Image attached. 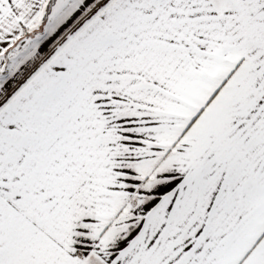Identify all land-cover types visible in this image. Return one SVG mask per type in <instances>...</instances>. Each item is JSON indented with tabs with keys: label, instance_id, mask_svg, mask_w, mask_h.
<instances>
[{
	"label": "snow or ice",
	"instance_id": "6c2138e0",
	"mask_svg": "<svg viewBox=\"0 0 264 264\" xmlns=\"http://www.w3.org/2000/svg\"><path fill=\"white\" fill-rule=\"evenodd\" d=\"M0 264H264V0H0Z\"/></svg>",
	"mask_w": 264,
	"mask_h": 264
}]
</instances>
